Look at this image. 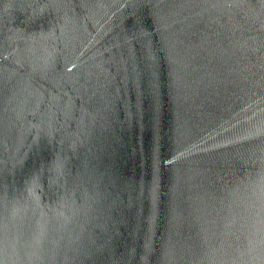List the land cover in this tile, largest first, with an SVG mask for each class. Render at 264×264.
Masks as SVG:
<instances>
[{
  "label": "water",
  "instance_id": "1",
  "mask_svg": "<svg viewBox=\"0 0 264 264\" xmlns=\"http://www.w3.org/2000/svg\"><path fill=\"white\" fill-rule=\"evenodd\" d=\"M0 264H264V0H0Z\"/></svg>",
  "mask_w": 264,
  "mask_h": 264
}]
</instances>
